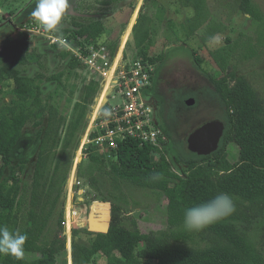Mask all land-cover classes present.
Returning a JSON list of instances; mask_svg holds the SVG:
<instances>
[{
  "label": "trees",
  "instance_id": "trees-1",
  "mask_svg": "<svg viewBox=\"0 0 264 264\" xmlns=\"http://www.w3.org/2000/svg\"><path fill=\"white\" fill-rule=\"evenodd\" d=\"M183 7L192 8L193 17L187 19L183 29L188 36L205 26V38L219 31L210 19L207 0H178ZM36 6L34 0L25 9L18 22L28 18ZM243 12L259 23L256 38L247 47L230 44L212 54L214 63L223 72L232 59L252 60L264 50V16L253 0H245ZM139 16L149 22L148 18ZM141 22V21H140ZM74 37L96 39L102 32L100 23L78 25ZM0 38V225L10 231L26 233L23 260L0 255V264H57L58 247L42 243V239L53 213L58 197L67 179L68 169L63 164L70 147L85 117L89 99L96 92V84L85 86L83 98L73 106L70 118L60 114L50 103L51 94L43 96L41 84L43 74L34 76L21 72V67L40 64L41 55L29 50L25 40H12L15 29L4 28ZM2 34V33H0ZM149 38L146 23H138L134 29L135 47L140 48ZM24 49L27 50L24 52ZM67 67L77 68L79 59L67 52ZM158 63L162 56L148 58ZM200 68L202 60L195 58ZM202 76L212 87L210 93L218 99L223 109L224 135L219 148L210 156H197L175 144L171 134L159 126L168 138L163 150L149 145L139 146L133 139L123 140L108 161L112 186L119 192L114 196L125 203L119 184L122 181L148 190L167 201V223L169 230L157 235L143 234L137 228L126 229L110 224L107 233H92L87 245L73 242L71 259L73 264H91L98 254L106 258L107 264H141L139 256L156 264H264V257L254 242L234 224L228 216L200 231H187L184 227L186 208L206 203L219 194L237 197L251 204L264 206V109L254 89L244 78L234 73L214 79L201 70ZM53 76L50 80H57ZM233 85L230 86V81ZM6 82H12L10 90H4ZM9 86V85H7ZM9 97L8 102L4 99ZM34 130L32 144L37 147L34 170L30 184H22L14 163H26L30 139L24 137V129ZM234 142L238 148V160L232 164L226 155L227 144ZM90 163L104 160L89 157ZM163 179L152 181L155 173ZM102 205V204H101ZM27 206V207H26ZM104 206V205H102ZM105 207V206H104ZM26 208V209H25ZM121 206L113 204L114 219ZM213 232L222 242L206 249L185 248L177 242L189 241L201 232ZM141 248L142 253L137 254ZM140 250V251H141ZM28 254H40V258L29 261Z\"/></svg>",
  "mask_w": 264,
  "mask_h": 264
},
{
  "label": "rangeland",
  "instance_id": "rangeland-1",
  "mask_svg": "<svg viewBox=\"0 0 264 264\" xmlns=\"http://www.w3.org/2000/svg\"><path fill=\"white\" fill-rule=\"evenodd\" d=\"M33 1L0 0V38L4 34L2 28L10 24L15 29L10 39L25 40L28 54L32 50L41 55L42 67L38 64L21 67V72L30 76L36 73L44 75L41 84L43 96L52 95L50 103L67 121L74 104L83 98L85 86L91 82L97 86L88 101L81 126L65 154L63 164L68 169L66 183L42 243L52 247L63 244L56 257L57 264H73L71 245L73 242L88 244L92 236L85 230L92 219L109 218L110 224L126 229L137 228L143 234L157 235L160 231L169 230L167 201L163 197L122 181L119 186L125 203L115 199L119 192L113 188L109 172L108 161L112 157L99 151L91 142L101 133L100 120L113 92V81L126 62L144 58L145 55L148 58L162 56L156 64L153 80L157 79L162 86L163 94L173 109L175 118L168 132L175 144L186 150V138L192 130L207 120L222 121L223 116L222 106L210 93L212 87L201 70L214 79L230 73L244 78L256 92L264 109V50L252 60L232 59L223 72L212 59V54L226 45L227 39L230 44L247 47L260 30L259 23L244 14L245 0H207L210 19L219 31L213 37L205 38V26H202L188 36L183 25L193 17L194 11L183 7L178 0H70V7L58 30L45 31L32 15L18 22L21 13ZM253 1L264 16V0ZM140 15L149 20L147 24L140 19L149 29V38L136 48L134 29L141 23ZM95 22L102 26V32L96 39L89 38L92 29L86 36L74 37L76 26ZM67 52L79 59L74 70L67 67L69 58L62 57ZM195 58L202 60L200 68L196 66ZM53 76L59 77L56 81L50 80ZM229 81L232 86L233 81ZM13 86L12 82H6L3 88L10 90ZM191 98L194 104L186 106L185 101ZM8 101L9 97H6L4 102ZM108 102L116 106L122 104V99L117 96ZM23 133L31 142L26 153L27 161L24 164L15 162L14 168L22 184L26 185L32 180L37 147L32 144L34 130L29 125ZM225 151L228 160L236 163L238 146L231 142ZM91 156L104 161L90 163ZM231 198L235 204V211L230 215L235 220L234 224L254 242L264 257V206ZM113 204L121 206L114 219L111 213ZM221 242L217 234L205 231L197 233L189 241L177 242V245L206 249ZM140 250L136 251L138 255L142 253ZM27 258L33 261L40 258V254H28ZM138 258L141 264H156L150 259ZM91 264H107V261L98 254Z\"/></svg>",
  "mask_w": 264,
  "mask_h": 264
},
{
  "label": "built area",
  "instance_id": "built-area-1",
  "mask_svg": "<svg viewBox=\"0 0 264 264\" xmlns=\"http://www.w3.org/2000/svg\"><path fill=\"white\" fill-rule=\"evenodd\" d=\"M120 68L113 81V92L108 98L110 100L118 96L122 99V104L113 106L106 102L107 107L100 120L101 133L91 142L99 151L107 154L115 151L127 138L136 140L140 147L149 145L162 151L168 138L156 124L152 106L143 95L144 90L153 82L156 63L140 57L126 62Z\"/></svg>",
  "mask_w": 264,
  "mask_h": 264
},
{
  "label": "clouds",
  "instance_id": "clouds-1",
  "mask_svg": "<svg viewBox=\"0 0 264 264\" xmlns=\"http://www.w3.org/2000/svg\"><path fill=\"white\" fill-rule=\"evenodd\" d=\"M69 7L70 0H36V6L31 15L39 21L45 31H56ZM150 179L160 181L163 176L157 172ZM234 211L233 199L227 194H219L206 203L186 208L184 227L187 231H200L232 215ZM27 240L26 233L13 232L7 226L0 225V255L23 260Z\"/></svg>",
  "mask_w": 264,
  "mask_h": 264
},
{
  "label": "water",
  "instance_id": "water-1",
  "mask_svg": "<svg viewBox=\"0 0 264 264\" xmlns=\"http://www.w3.org/2000/svg\"><path fill=\"white\" fill-rule=\"evenodd\" d=\"M194 100L185 101L186 106H192ZM225 125L219 119L207 120L196 127L186 138V150L197 156H210L219 148L220 141L224 135ZM110 227V219L104 220L92 219L87 224V229L92 233L108 232Z\"/></svg>",
  "mask_w": 264,
  "mask_h": 264
},
{
  "label": "flooded vegetation",
  "instance_id": "flooded-vegetation-1",
  "mask_svg": "<svg viewBox=\"0 0 264 264\" xmlns=\"http://www.w3.org/2000/svg\"><path fill=\"white\" fill-rule=\"evenodd\" d=\"M156 77L158 78V73ZM143 95L152 106V115L156 124L168 132L175 117L171 104L169 105L168 100L165 98L162 86H160L157 79L153 80L151 86L144 90Z\"/></svg>",
  "mask_w": 264,
  "mask_h": 264
},
{
  "label": "crops",
  "instance_id": "crops-1",
  "mask_svg": "<svg viewBox=\"0 0 264 264\" xmlns=\"http://www.w3.org/2000/svg\"><path fill=\"white\" fill-rule=\"evenodd\" d=\"M108 101H109V99H108ZM105 154V153H104ZM110 156H111V153L109 154ZM124 183H126V184H128V183H130V182H127V181H123ZM132 184V183H131ZM133 185V184H132ZM138 188V187H137ZM138 189H141V188H138ZM141 190H145V189H141ZM146 191H148V190H146ZM102 221V220H101ZM88 230V229H87Z\"/></svg>",
  "mask_w": 264,
  "mask_h": 264
}]
</instances>
